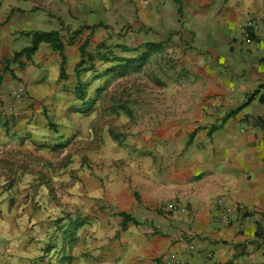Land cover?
Here are the masks:
<instances>
[{
  "label": "crops",
  "instance_id": "0c3cea01",
  "mask_svg": "<svg viewBox=\"0 0 264 264\" xmlns=\"http://www.w3.org/2000/svg\"><path fill=\"white\" fill-rule=\"evenodd\" d=\"M138 26L143 40L178 38L203 62L185 101L128 138V170L93 177L84 207L114 208L136 260L264 264V0H0V83L35 63L50 84L78 82L96 59L82 48L116 56ZM36 30L58 31L63 55L41 42L16 56Z\"/></svg>",
  "mask_w": 264,
  "mask_h": 264
},
{
  "label": "rangeland",
  "instance_id": "374dc122",
  "mask_svg": "<svg viewBox=\"0 0 264 264\" xmlns=\"http://www.w3.org/2000/svg\"><path fill=\"white\" fill-rule=\"evenodd\" d=\"M131 29L132 49L92 52L78 82L50 84L35 63L0 83V264H149L131 257L114 208L84 207L82 193L128 170V138L185 101L203 60L183 40Z\"/></svg>",
  "mask_w": 264,
  "mask_h": 264
},
{
  "label": "trees",
  "instance_id": "16d2710c",
  "mask_svg": "<svg viewBox=\"0 0 264 264\" xmlns=\"http://www.w3.org/2000/svg\"><path fill=\"white\" fill-rule=\"evenodd\" d=\"M41 42H47L50 43L55 50H59L61 54L63 55L64 52V42L62 41L60 34L58 31H42V30H36L32 32V44L22 49L20 52L16 53V56H20L22 54H26L28 57H31L32 54H34ZM162 43H152V46L159 47ZM128 50V48H127ZM130 50V49H129ZM82 54H88L90 59H93V54L87 53L85 51V48H82ZM107 58V57H106ZM133 59H130L129 61H132ZM128 62V61H127ZM91 68V67H89ZM64 68H62V76H64ZM125 217V215H124Z\"/></svg>",
  "mask_w": 264,
  "mask_h": 264
},
{
  "label": "built area",
  "instance_id": "2783aa9c",
  "mask_svg": "<svg viewBox=\"0 0 264 264\" xmlns=\"http://www.w3.org/2000/svg\"><path fill=\"white\" fill-rule=\"evenodd\" d=\"M246 35L249 36V32L246 31ZM231 212V208L230 207H227L226 210H225V213L223 215V218L225 220H229V213ZM213 257L212 253L211 252H208L206 253V260H211ZM177 262H180L179 259H175Z\"/></svg>",
  "mask_w": 264,
  "mask_h": 264
}]
</instances>
